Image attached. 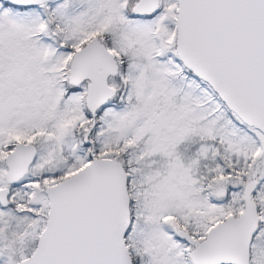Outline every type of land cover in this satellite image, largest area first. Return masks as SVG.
<instances>
[{"label": "snow or ice", "instance_id": "obj_1", "mask_svg": "<svg viewBox=\"0 0 264 264\" xmlns=\"http://www.w3.org/2000/svg\"><path fill=\"white\" fill-rule=\"evenodd\" d=\"M0 264H264V0H0Z\"/></svg>", "mask_w": 264, "mask_h": 264}]
</instances>
